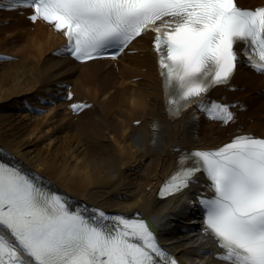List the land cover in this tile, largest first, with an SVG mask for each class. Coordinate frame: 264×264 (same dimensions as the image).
Instances as JSON below:
<instances>
[{"label": "snow or ice", "instance_id": "snow-or-ice-1", "mask_svg": "<svg viewBox=\"0 0 264 264\" xmlns=\"http://www.w3.org/2000/svg\"><path fill=\"white\" fill-rule=\"evenodd\" d=\"M4 7L34 9L68 38L78 60L118 55L152 31L168 112L193 104L214 119H235L232 105L211 101L216 85L230 84L243 45L248 63L264 74V7L237 0H9ZM111 50V51H110ZM74 109L80 105L74 104ZM203 171L215 195L200 198L204 231L217 241L225 264H264V138L235 136L216 149L181 153L164 191H180ZM4 233H7V238ZM0 264H177L145 219L87 214L45 188L22 168L0 161Z\"/></svg>", "mask_w": 264, "mask_h": 264}, {"label": "bare ground", "instance_id": "bare-ground-1", "mask_svg": "<svg viewBox=\"0 0 264 264\" xmlns=\"http://www.w3.org/2000/svg\"><path fill=\"white\" fill-rule=\"evenodd\" d=\"M8 2L0 0V155L70 199L149 221L179 264H225L215 257L222 249L204 231L192 196L207 189L191 182L166 200L158 192L177 171L183 151L216 149L241 134L264 138V76L240 60L230 84L210 96L232 105L233 121L208 122L192 110L172 118L152 51L154 36H142L135 51L115 64L78 65L56 54L64 42L60 34L33 21L26 7H4ZM65 83L73 87L74 100L93 107L69 116L60 112L63 102L47 108L39 100L38 94ZM33 101L47 113L27 117L14 109ZM43 131L46 147L33 139Z\"/></svg>", "mask_w": 264, "mask_h": 264}, {"label": "rangeland", "instance_id": "rangeland-1", "mask_svg": "<svg viewBox=\"0 0 264 264\" xmlns=\"http://www.w3.org/2000/svg\"><path fill=\"white\" fill-rule=\"evenodd\" d=\"M19 113L22 116H27V117L29 116L27 111H19ZM44 131L40 135H38V137L33 138L36 141V143L39 144L40 147H46L47 144L49 143L47 136L44 135Z\"/></svg>", "mask_w": 264, "mask_h": 264}]
</instances>
